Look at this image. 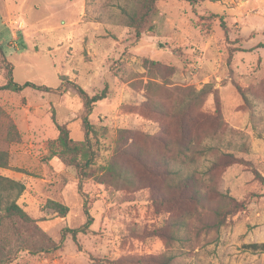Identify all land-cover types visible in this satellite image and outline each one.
Here are the masks:
<instances>
[{
    "label": "rangeland",
    "instance_id": "obj_1",
    "mask_svg": "<svg viewBox=\"0 0 264 264\" xmlns=\"http://www.w3.org/2000/svg\"><path fill=\"white\" fill-rule=\"evenodd\" d=\"M133 1L0 0L15 80L52 88L0 90V174L24 182L18 203L35 219L0 237L13 250L0 264H264V249L245 247L264 242V0L161 1L140 40L120 14ZM64 75L109 97L90 115L94 223L55 248L87 220L77 168L49 149L53 114L85 139L80 96L55 90ZM207 84L216 96L200 93Z\"/></svg>",
    "mask_w": 264,
    "mask_h": 264
},
{
    "label": "trees",
    "instance_id": "obj_2",
    "mask_svg": "<svg viewBox=\"0 0 264 264\" xmlns=\"http://www.w3.org/2000/svg\"><path fill=\"white\" fill-rule=\"evenodd\" d=\"M161 1L168 0H135V2H128L125 5L121 6L120 14L123 16V24L134 29L136 38L141 39L143 32L148 29L152 30L155 26L151 22L154 16L158 13V3ZM185 1L191 5H196L199 2L204 0H178ZM227 30L226 25L223 26ZM163 47L162 44L159 45ZM264 49V42H260L256 47ZM13 63L8 59L7 53L4 50L3 45L0 43V90H10L14 92H21L26 87H33L41 91H50L51 87L46 85L36 84L30 81H27L23 84L18 83L13 74ZM62 83L59 88L55 89L62 90L66 84H69L73 87L78 95L80 96L83 105H84V116L82 119V125L85 130V139L80 141H75L70 133V128L68 124H60L56 120V116L53 114V121L55 122L57 129L59 131L58 137L52 141L49 149L51 152V157H55L63 162L77 168L80 182H79V192L84 198V211L87 215L86 223L77 228L65 227L62 230L61 240L59 244H56L55 248L62 246L63 242L70 235L75 241H77V236L80 232L89 233L91 231L90 226L94 223V216L90 212L88 194L84 190L83 179L89 177L91 173V168L96 164L98 159L99 149L98 146L100 138L97 134V127L90 121V115L92 114L97 102L102 101L109 97L108 87H105L101 91H98L94 94L89 93L83 86L75 81L68 79V76H61ZM218 92L212 84L205 85L200 93L202 95H207L210 93L215 94ZM9 166V153L5 150L0 149V167ZM172 173L173 170L171 171ZM258 177L261 181H264V177L261 173H258ZM180 179V180H179ZM178 179L179 184L189 183V178ZM178 183V182H177ZM26 189L24 182L13 179L11 177L0 174V237H5L9 239L10 232L16 233L17 224H30L35 221L28 212L18 203V198ZM48 207L58 213L61 217H66L70 211V208L56 200H49L47 203ZM183 222H178L180 226ZM173 226L177 225L176 222L172 224ZM14 233V234H15ZM5 239L0 241V257H8L11 254V251L3 244ZM245 247L252 248L254 250L264 249L263 243H249ZM162 261L164 264H170L171 257L163 255ZM1 262V261H0ZM116 263V261H112Z\"/></svg>",
    "mask_w": 264,
    "mask_h": 264
},
{
    "label": "crops",
    "instance_id": "obj_3",
    "mask_svg": "<svg viewBox=\"0 0 264 264\" xmlns=\"http://www.w3.org/2000/svg\"><path fill=\"white\" fill-rule=\"evenodd\" d=\"M205 1V0H204ZM203 2V1H202ZM23 16H21V15H19L18 17H17V19H15V21H14V23L15 24H17V23H19V22H21L22 21V18ZM12 19V18H11ZM13 22V21H12ZM22 23H23V21H22ZM18 25V24H17ZM18 27V26H17ZM18 29H20V28H18ZM15 30V29H14ZM17 34L14 32L13 33V37H14V39H16L17 38V36H16ZM14 45H16V44H14ZM258 49H260V48H258Z\"/></svg>",
    "mask_w": 264,
    "mask_h": 264
}]
</instances>
